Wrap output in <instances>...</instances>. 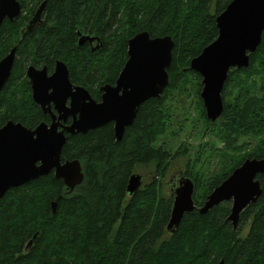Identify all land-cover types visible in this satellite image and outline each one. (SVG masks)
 <instances>
[{
	"label": "trees",
	"instance_id": "1",
	"mask_svg": "<svg viewBox=\"0 0 264 264\" xmlns=\"http://www.w3.org/2000/svg\"><path fill=\"white\" fill-rule=\"evenodd\" d=\"M45 1L44 24L22 39L21 31ZM19 2L22 15L0 28V60L18 46L11 77L0 92V127L9 121L27 127L46 121L23 79L29 64L63 60L72 82L87 86L99 101L100 86L115 84L127 61L128 41L136 34L171 36L175 48L164 94L141 106L121 141L115 139L113 123L67 137L62 158L81 162L80 186L71 192L50 174L1 199L0 264H264V174L257 178L261 197L241 213L237 227L228 220L231 202L203 215L199 211L243 162L264 160V32L250 66L229 72L224 111L213 123L200 98L202 78L189 67L217 39L216 18L232 0ZM82 32L99 36L102 46L78 45ZM191 107L202 133L215 137L221 148L211 145L205 157L201 146L195 158L189 157L183 175L194 183L196 209L170 233L174 197L164 181L190 149L181 144L173 151L163 138L182 130ZM214 151L221 164L210 172L205 164ZM142 169H151L153 178L130 195L129 179Z\"/></svg>",
	"mask_w": 264,
	"mask_h": 264
},
{
	"label": "water",
	"instance_id": "2",
	"mask_svg": "<svg viewBox=\"0 0 264 264\" xmlns=\"http://www.w3.org/2000/svg\"><path fill=\"white\" fill-rule=\"evenodd\" d=\"M46 1L43 2L29 22L23 37L30 34L41 22ZM19 0H0V28L9 20L14 22L22 15ZM219 30L217 39L194 58L189 69L202 78L200 98L211 122L223 114V91L232 69L250 66V55L262 42L264 32V0H232L226 10L216 18ZM86 40H80L82 44ZM175 42L171 36L152 37L149 32L136 34L128 41L127 61L114 85L100 87L101 101L92 98L89 91L74 86L69 70L63 61H58L54 75L47 77L42 71L29 67L27 76L32 85V96L44 113H51L50 104L59 113L58 122L54 116L51 125L42 123L30 129L21 123L7 122L0 128V201L8 191L40 177L54 176L62 180L72 192L84 181V172L79 160L62 163V151L67 142L65 131L75 136L87 134L109 123L114 124V136L121 141L127 128L131 127L141 106L150 99H160L170 82L169 69L173 63ZM18 47L0 60V92L11 77ZM53 89V92H49ZM70 99V105L66 103ZM73 116V123L58 131L61 120ZM264 174V160L247 159L236 168L207 197L200 214H206L223 202H232L228 218L234 227L240 221L241 213L257 202L263 191L259 175ZM142 186V176L133 174L127 191L135 194ZM170 192L174 197L168 231L175 233L185 214L196 209L195 186L190 178L181 176ZM53 213L57 203L52 202ZM29 242L28 247L31 246ZM218 264H225L221 260Z\"/></svg>",
	"mask_w": 264,
	"mask_h": 264
},
{
	"label": "rangeland",
	"instance_id": "3",
	"mask_svg": "<svg viewBox=\"0 0 264 264\" xmlns=\"http://www.w3.org/2000/svg\"><path fill=\"white\" fill-rule=\"evenodd\" d=\"M191 111V113H190ZM189 111L190 115L188 116V121L183 123L182 130L176 132L175 135H172L170 132L167 133L163 140L167 141L170 145H173V151H175L181 144H186L188 148L190 149L189 154L187 156H179L176 161L174 162L172 168L170 169L166 179H165V186L167 187L171 185L172 188H174V184L178 182V180L181 178V176L184 173V167L189 160V157H196V153L198 150H200L199 147L202 146L203 152L205 153V157H208L209 150L211 148V145L215 147L217 145V149L221 148V143L217 141L215 137H212L211 135H207L202 133L201 123L197 119V114L194 111V108L191 107V110ZM249 148L253 147V141L251 143ZM201 148V149H202ZM219 152L214 151L213 156L211 159L207 160L205 167L208 171L213 172L217 170L219 167V164H221V159L218 157ZM181 168V170H180ZM136 174H139L142 176V186L145 183L150 182V180L153 178V173L151 169H142L136 172ZM231 202V201H230ZM232 205V202H231ZM247 232V229L244 233ZM245 235V234H244Z\"/></svg>",
	"mask_w": 264,
	"mask_h": 264
},
{
	"label": "flooded vegetation",
	"instance_id": "4",
	"mask_svg": "<svg viewBox=\"0 0 264 264\" xmlns=\"http://www.w3.org/2000/svg\"><path fill=\"white\" fill-rule=\"evenodd\" d=\"M23 10V9H22ZM37 11V10H36ZM32 20V18L29 20V22ZM5 21H7V20H5ZM9 21V20H8ZM29 22H28V24H29ZM27 24V25H28ZM44 24V18H43V16H42V18H41V22L36 26V28L37 27H39V26H42ZM26 29H27V27H26ZM35 30V29H34ZM33 30V31H34ZM32 31V32H33ZM26 32V30L24 29V30H22L21 31V36H22V39H24L25 38V36L23 37V34ZM31 32V33H32ZM30 33V34H31ZM27 35H29V34H27ZM83 37H86V40L82 43V44H80V40L83 38ZM85 44H88L89 46H90V48L91 49H94V48H98L99 46H102V41H101V38L99 37V36H97L96 34H91V33H85V32H82V33H79V36H78V45H80V46H84ZM18 47V46H17ZM15 60H16V58H15ZM58 61H63V60H60V59H56L55 60V62L53 61L52 62V64L49 66L48 64H45V63H42V64H29V65H27V67L25 68V73H24V76H23V79L24 80H26V82H27V86L29 87V95H30V97H31V99H32V101L34 102V100H33V96H32V85H31V83H30V79L28 78V76H27V71H28V69H29V67H34L36 70H38V71H42V70H44V69H46V72H47V77H51V76H53L54 75V72H55V69H56V65H57V62ZM64 62V61H63ZM65 63V62H64ZM14 64H15V62H14ZM66 64V63H65ZM67 65V64H66ZM68 67V66H67ZM68 70H69V77H70V69H69V67H68ZM70 81H71V83L74 85V86H81V87H84V88H86L88 91H89V93L91 94V92H90V90H89V88L87 87V86H83V85H81V84H79V83H75V82H72V80H71V78H70ZM103 85H105V84H103ZM111 85H114V84H111ZM102 86V85H101ZM100 86V87H101ZM99 91H100V88H99ZM50 93L51 92H53V89H51L50 91H49ZM101 93V92H100ZM101 95H102V93H101ZM101 95H100V100L98 101V102H100L101 101ZM91 96H92V94H91ZM92 98H94L93 96H92ZM95 99V98H94ZM96 100V99H95ZM70 99H68V101H67V103H66V105H67V107L70 105ZM97 101V100H96ZM35 103V102H34ZM36 104V103H35ZM39 108H40V110H41V112H42V114L46 117V121H43L42 123H46V124H48V125H51L53 122H54V116H56V121L58 122V116H59V113H58V111L56 110V108H55V106H54V102H51V104H50V109H51V113H44V111L42 110V108L38 105V104H36ZM73 121H74V118H73V116H69V117H67V119L66 120H61L60 121V126L58 127V131H63L64 130V128L65 127H68V126H70L72 123H73ZM14 122V121H13ZM16 123V122H15ZM42 123H40V124H42ZM22 124V123H21ZM40 124H38L37 126H39ZM114 125V124H113ZM25 126V125H24ZM37 126H35V127H27V128H30V129H35ZM3 127V126H2ZM1 128V127H0ZM65 134L67 135V137L69 136V134L65 131ZM71 136V135H70ZM65 161H67V160H64L63 158H62V163H64ZM51 174H53V176H54V171L51 173ZM55 177V176H54ZM185 177V176H184Z\"/></svg>",
	"mask_w": 264,
	"mask_h": 264
}]
</instances>
